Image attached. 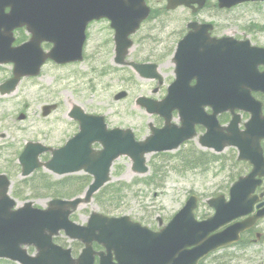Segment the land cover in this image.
Returning a JSON list of instances; mask_svg holds the SVG:
<instances>
[{
  "label": "rangeland",
  "instance_id": "374dc122",
  "mask_svg": "<svg viewBox=\"0 0 264 264\" xmlns=\"http://www.w3.org/2000/svg\"><path fill=\"white\" fill-rule=\"evenodd\" d=\"M210 1L216 3V0ZM182 14L183 18L190 17L185 11H178L172 15V18L176 19ZM169 18L167 17V20ZM214 18H216L214 22L218 27L224 28L226 34L248 39L255 46L264 48V4L240 5L223 15H215ZM154 22L147 23L143 30L154 28ZM103 28L105 29L101 30ZM106 29L104 23L91 28L92 37L89 46L93 48L90 52L87 51L88 58L83 63L67 67L49 64L44 68L42 78L29 80L33 81L31 84L24 81L10 96L0 95V125L4 122L3 126L6 125L8 128L7 133L14 135L12 140L0 146V173L10 174L13 179L20 181L17 157L24 143L36 136L34 130L42 136L52 133L48 144L54 147L61 145L73 135L76 126L67 115L74 105L81 107L86 113L107 115L112 124L119 127L131 125H133L132 129L143 127L147 117L134 104V100L145 95L154 97L153 91L158 85L139 80L130 69L114 65L111 45L105 41L112 39V32ZM149 34L150 32L144 31L138 37L139 43L143 38L145 41L148 40L146 43L150 49L149 55L140 56L139 52L135 53L133 50L129 59L159 64L160 73L164 75V81L166 80L168 84L172 79L171 57H160L161 53L156 48L162 34L151 33L148 39ZM95 50H99L102 56H97ZM5 67L0 68L2 69L0 84L10 77V71L3 69H12V67ZM33 83L36 84L35 87ZM29 84L32 86L30 90ZM121 91L127 93V98L123 101H114V96ZM24 98L25 101L28 99L32 102L25 105ZM44 103L58 105L50 120L40 117L39 107ZM21 113L27 115V120L24 122L18 120ZM15 139L19 145L11 148ZM235 158L236 152L228 149L218 155V160L207 168L190 169L187 168L183 157L172 152L160 157L152 156L149 172L144 176H135L131 171L130 160L122 157L114 163L112 181L107 186H110L108 190L112 188L114 191H119L111 195L115 202H107L109 195L105 190L99 196V203L96 201L81 206L72 216V220L78 224H85L92 212L128 215L132 220L157 230L159 220L164 224L167 223L194 194L199 197L201 203L199 215L209 217L212 212L206 207L205 201L213 197L212 195H225L227 190L224 189L227 183L248 171L247 167L237 164ZM50 177L52 182L61 179L52 175ZM32 187L30 185L20 187L18 192L23 199L31 201L36 207H46L50 200V196H46L48 192L38 189L35 184ZM64 243L68 246L70 241L64 239Z\"/></svg>",
  "mask_w": 264,
  "mask_h": 264
},
{
  "label": "water",
  "instance_id": "95a60500",
  "mask_svg": "<svg viewBox=\"0 0 264 264\" xmlns=\"http://www.w3.org/2000/svg\"><path fill=\"white\" fill-rule=\"evenodd\" d=\"M8 2L19 3L21 1L28 2L25 11L35 12L38 18H52L53 17V0H45L43 4H34V0H7ZM67 6L64 10L65 16L56 12V16L52 25L57 24L58 19L64 18L66 26L70 25V20L76 18L79 20L80 8L75 7L76 2L80 0H64L67 2ZM244 1H256V0H219L220 7H232ZM115 0H97V10L102 12L99 16H104L109 10L113 8ZM171 7H176L180 4H188V0H168ZM17 9L12 8V12L7 16V19H15ZM9 25L13 28L16 26V22H10ZM47 26L46 23H44ZM8 29V28H7ZM9 31V30H7ZM9 40V34L6 35ZM187 39H191L190 37ZM54 51L49 57L55 60L57 63H66L69 61L80 60V50L77 49L76 55H71L70 50H73V38L65 35L64 37L57 38L55 40ZM249 48V43L245 42L240 44ZM129 45L123 47V53L118 56L117 62L122 63V60L126 54V48ZM251 51L244 52L242 54H234L231 56L232 62L239 67H246L247 69H231L232 72V84L229 90H225V97L233 100L221 104L216 101V112H219L227 105L235 106L239 109H246L248 104H252L258 107L248 95V91L243 88L249 87L250 90L257 91L263 90L264 83L257 85L256 77L262 78L264 74L258 75L256 67L259 64H264V50L249 48ZM70 54V55H69ZM5 56H10L4 58ZM178 59V57L176 58ZM44 57L38 58L37 62H43ZM11 61L15 64L17 69L25 67L21 58L18 55H14L9 51L7 47V53L0 57V62ZM254 69V81L252 79L245 81L246 77L243 76L245 72ZM134 70L142 77H149L146 73L148 66L134 65ZM16 69V68H15ZM155 69V67H153ZM245 81L244 84L242 82ZM16 81L11 82V90L14 88ZM219 95V90H215V96ZM248 95V96H247ZM124 95L120 94L116 99L122 98ZM246 96V97H245ZM171 102L172 98L167 99V103ZM71 116H74L80 122V133L69 141L66 146L60 150H53V159L44 164L45 168L54 171L58 175L79 172L84 169L86 172L94 176V183L90 185L85 193L84 199H75L73 201H60L55 200L50 202L49 208L45 211H40L31 208V204H26L18 211L11 212V208L14 206L13 201L9 200L6 196L7 184L4 182L0 184V257H7L12 260H17L22 264H93V253L90 248V244L93 240L103 244L108 250H118L121 245L131 247L133 244L139 250H143L144 247L150 245L151 250L156 253L154 258H146L140 264H195L201 254H206L210 250L216 247L215 243H225L228 240L229 233H222L213 237L207 238L208 233L213 232L221 222L234 219L241 214H245L246 210L241 209L240 202H246L248 200V194L244 197L241 196L244 186L250 185V182L257 174L256 170H253L250 176L244 179H240L238 183L232 188L231 202L224 208H217V213L212 220L196 224L191 217L192 206L187 205L184 211L186 213L179 214L174 222L170 225V229L161 234H152L146 229H141L139 225L131 224L128 218L122 219H110L97 214H93L86 227H78L68 220L69 215L80 204L90 202L92 195L96 193L109 179L108 171L112 161L118 158L120 155H128L133 161L134 171L139 173H145L147 169L143 166V155L153 152L167 150L161 142L157 141L152 147L149 145L151 142L147 141L142 144H135L130 132H126L128 136H123L121 132L103 131L98 135L95 131H92L89 126L90 117L85 116L84 113L74 108ZM73 114V115H72ZM255 126V124H254ZM253 126V128H254ZM219 131L216 129V133ZM159 137V136H157ZM100 141L104 146V151L101 153H94L91 151L90 146L93 142ZM234 142L227 141V143H216L214 146L217 150H222L225 146L231 145ZM46 149H40L37 153L33 154L32 163L25 161L26 153L21 157V164L24 167L23 176H28L36 167L39 166L36 156L45 151ZM241 159L247 160L248 158L243 156L244 151L241 149ZM28 164V165H27ZM186 217L189 222L185 225L181 236L178 235V241L187 243L185 247L195 244H200L198 248L193 251H183L182 261L170 262L166 259L160 260L159 254L165 251L162 243L165 238L163 235L167 233L173 238L175 235V228L180 227V220L182 217ZM240 228V227H239ZM60 230H63L70 239L81 240L86 244L82 255L77 262H73L70 259L69 251H62L59 248L54 247L51 244V238L57 234ZM96 233H98L96 235ZM173 240V239H170ZM21 245H34L38 251L36 258H29L26 256L25 251L20 249ZM141 256L140 259H143ZM111 255L107 257L101 256L100 264H112ZM124 264V263H122ZM125 264H133L126 262ZM134 264H138L135 262Z\"/></svg>",
  "mask_w": 264,
  "mask_h": 264
},
{
  "label": "flooded vegetation",
  "instance_id": "af4514ba",
  "mask_svg": "<svg viewBox=\"0 0 264 264\" xmlns=\"http://www.w3.org/2000/svg\"><path fill=\"white\" fill-rule=\"evenodd\" d=\"M149 1L153 4V8H154V16H153L154 18L152 20L156 22V26L153 31H158L162 34V37L158 42L159 44L156 46V48H158L161 53L160 56H169L176 51V47L178 43L183 39V37L188 32L187 30L188 24H196L197 26H204V25L211 26L209 30L206 29L205 34L209 32V35L212 39L213 38L220 39L225 36H228L226 35L224 28H220L217 26V24L214 23L215 12L213 7L214 3H212V1L205 0V3L202 8H197V5L195 4V6L192 8H178L173 11H167L165 0L163 1L156 0L155 2L151 0ZM178 11L180 12L185 11L186 14L190 15V18H183V14L177 17L176 19L172 18V15ZM166 17H170L169 20H167ZM144 31H146V29L143 30L142 32ZM20 32L25 34L24 31L19 30L18 31L19 35H21ZM90 35L91 34H88V36ZM138 37L139 36L133 39L132 49H134L136 53L139 52L140 56L149 55L150 49L145 39L143 38L142 41L139 43ZM204 44L205 43H201L200 46H203ZM190 45L192 46V43H190ZM206 45L209 46V43L207 42ZM92 48H93L92 46H88V45L86 46V49L88 51H91ZM95 51L98 53L99 50H95ZM157 92H160V89L155 90V93ZM166 94H167V88L164 89V92H162L160 97L158 98L155 97L154 100H160L164 97V95L166 96ZM175 115L179 117V112L178 111L172 112L171 114L172 122L174 120V123L180 125V120L177 117L174 118ZM148 117L151 123H147L148 124L147 128L143 127L137 129V132H139V134L142 135V138L147 137L148 131L150 132V128L152 126L154 128L159 129L163 126L164 123V121L160 117L152 116V115L151 116L148 115ZM23 118H25V116H23ZM42 118H46V117H42ZM110 127H114V125L110 124ZM197 131H198V135H200L203 130H201V128H197ZM34 134L36 136L30 138L29 140L39 139L44 143H48V140L52 135V133H46L42 136L38 134L37 130L34 131ZM0 138H4V135ZM18 145L19 142L15 139L13 145H11V148ZM189 145H191V143L187 144L186 148H190V149L194 148L192 145L188 147ZM263 191H264V184L256 191V194L258 193L260 197L259 203L262 204V206L259 207L260 209L264 208V196L262 197L260 196L262 195ZM257 208L258 205L255 206L256 211ZM262 222L263 220L260 221L252 229L243 233L241 235L240 241L237 244H235L232 248L220 250L213 253L206 260L202 261L200 264H264L263 256H261L264 253V225H262Z\"/></svg>",
  "mask_w": 264,
  "mask_h": 264
},
{
  "label": "trees",
  "instance_id": "16d2710c",
  "mask_svg": "<svg viewBox=\"0 0 264 264\" xmlns=\"http://www.w3.org/2000/svg\"><path fill=\"white\" fill-rule=\"evenodd\" d=\"M37 187L46 190L53 198H71L80 194L87 186L86 180L83 178H67L63 181L51 183L45 176L41 175L37 178ZM33 181V184L35 181ZM32 187V186H31ZM33 188V187H32ZM107 190L106 193H111ZM115 192V191H113Z\"/></svg>",
  "mask_w": 264,
  "mask_h": 264
},
{
  "label": "bare ground",
  "instance_id": "6f19581e",
  "mask_svg": "<svg viewBox=\"0 0 264 264\" xmlns=\"http://www.w3.org/2000/svg\"><path fill=\"white\" fill-rule=\"evenodd\" d=\"M30 84H31V83H30ZM30 84H29V85H30Z\"/></svg>",
  "mask_w": 264,
  "mask_h": 264
}]
</instances>
